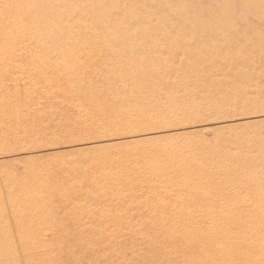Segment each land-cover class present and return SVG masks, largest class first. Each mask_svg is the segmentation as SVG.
Segmentation results:
<instances>
[{
  "label": "rangeland",
  "instance_id": "1",
  "mask_svg": "<svg viewBox=\"0 0 264 264\" xmlns=\"http://www.w3.org/2000/svg\"><path fill=\"white\" fill-rule=\"evenodd\" d=\"M148 1L149 0H133L132 3L140 7V5L149 4L150 2L148 3ZM163 1L166 3V0ZM163 1L156 0L154 4H149L150 6L147 10L148 12H152L151 15L154 19H157L162 15V11L165 5V3L163 5ZM180 1L185 2L189 6V12L190 14L192 13V17H194V15L197 16L196 14H198L199 17L211 23V19L208 18V16L210 14L213 15L214 20H212V23L214 24V22L217 21L215 25H218L220 29L218 32L215 30L217 27H215V29L213 28L214 33L211 31L212 34H209V32H207L204 35H192V41H195V46L198 45L199 47L193 46L191 48L193 50L200 48L201 54L204 56L200 55V57L198 55L199 57H194L193 54L191 55L189 52V54L186 53L188 51L186 50L187 48H184L185 50L174 49L176 51L171 49L173 52H175V56L178 55L180 57V59H178L179 57L177 58V60H179V65H182L185 61H187L188 64L194 68L199 77L201 76L200 80L202 86H204V90H202L201 93L199 92V90H195L192 92V95L191 93H188L190 94V96H187V99L183 98L184 95H177L178 97L176 96V100L174 101L175 104L171 106L169 105L168 107L169 114L171 116H169L167 108L165 111H163L166 115L161 111V122L155 124L157 128L155 127V125H152L153 127H146V130H143V128H138L134 132L110 131L101 134L100 132H97L95 130V127L90 122L88 116L84 114L85 112L83 113V111H86L87 108L83 109L82 107L78 106V104L87 106L89 93L87 91L88 84L86 79L95 78V73H91L89 71V57H91L92 54L88 49L84 50V53L82 52V56H80L81 51H79L75 47L72 48L74 52H72V59H74L75 61L73 64L74 73L71 72L69 75V73L65 72L63 66L58 69L59 71H48V75H52L50 76L51 81L57 80L58 82H60V84L65 86V89L63 91L59 86H52L50 90L46 91L45 96L37 95V92H31L30 98L32 101V110L30 107L26 108L29 109V111L19 110L18 112L16 111L17 109L16 107H14V104H17L18 102H20L18 103L19 105L21 104V100H19L20 94L18 95V93H22L21 90L23 88L21 89V87L28 84V88H31L33 85L37 87L41 82V80L39 79L40 75L35 74V77L33 78L34 80H31V78L29 77L30 75L27 72L30 69H26L25 66L28 67V65H24L26 63L21 62L20 65L17 66V68L15 67L16 70L12 72L11 68L14 65L8 63L7 57L0 59V264H244L245 262L247 264H249V262L250 264H264V210L262 211L261 209V207L264 206V158H262L264 157V49L263 51L261 49V46L262 48H264V41H262L264 40V8L262 7L263 9L261 10L258 9L259 12L263 11V15L258 14L256 16V11L253 12V10H256V7L258 5L253 4L254 0L246 1H249L250 4L252 3L251 6L249 4L250 10L248 11L244 9V7H249L248 3L244 2L245 0H242L243 2L238 0H169V2L171 3ZM195 1L198 2V4ZM212 1H215V4H218L219 7L214 3L212 4ZM200 5L202 8L200 7ZM230 5L232 6V8ZM252 5H255L256 7L254 6L253 9ZM198 7H200L203 11L200 10L201 12L199 13ZM222 7H227L228 9H222ZM238 7L243 8L239 9ZM236 8H238L240 12L243 11V14L240 15L241 13H239ZM206 9H208V12L206 11ZM224 10L226 14H224ZM219 11L222 12V15L218 13ZM244 11H247L249 13L247 14ZM250 13H252V15ZM237 14L238 16L236 18V16L234 15ZM221 16L222 18H220ZM238 17L244 18H242L243 20L240 18V21L242 20L241 24L236 22L237 20H239ZM146 18H148L146 17V15H141V20ZM221 19H224V23L226 20H228L227 24H224L222 22L224 25H221ZM169 20L175 22L180 30L183 31V33L190 32V28L188 27L189 25L186 26L187 22L183 23L185 21L181 18L169 16ZM218 20L221 21L219 22ZM231 20H233L234 22H231ZM228 23L230 24V26ZM227 25L230 28L226 27ZM236 26L237 29L235 30ZM223 29H225L226 33L225 31L221 32V30ZM99 34L101 33L99 32ZM168 34L170 36L173 35V33L171 32H168ZM219 34L222 35V38ZM83 35L89 37L90 33L85 32L83 33ZM236 35L239 38L236 37ZM223 36L225 37L223 38ZM225 38L228 39V41H226ZM257 38L260 39V42H258ZM157 40L158 39L155 38L154 41L150 43L151 46L143 47V52L140 50V48L136 49V52L143 55H149L151 52L148 48L150 47H152V52L160 51L161 45L163 46L164 44H160L161 42ZM225 42L227 43L225 44ZM221 43L223 44L222 46ZM246 43L252 47L248 46ZM260 43L262 44L261 46ZM212 47L215 48L214 53L216 54V56L215 54L213 56L212 52L214 50ZM146 49L149 50V53ZM172 51H170L169 48V52ZM120 52L122 55H125L127 53V51L125 52V50L123 49L120 50ZM185 55L188 56V58H186ZM54 57L56 58V56ZM190 57H192V60L190 59ZM198 58L200 59L198 60ZM213 58L214 60H216L215 62ZM50 59H54L53 56H50ZM225 65L227 66L226 68L228 70H226V68L224 69ZM36 66L39 67V64L37 62L33 67ZM22 68L24 69L21 70ZM80 70L86 71L85 75H83V79L81 80L77 79V77H79L77 76V73ZM63 72L66 75H63ZM11 73H13L14 75H12ZM72 73L73 75H75L74 77L76 78V80L79 81L78 85L81 84L80 87H77L78 81L76 82L75 80L73 82L72 78H75L72 77ZM91 75L94 76L91 77ZM219 76L222 77L219 78ZM206 77H208L209 79ZM72 83H74L76 87L73 86ZM186 85L187 84H184L183 87L189 89V86ZM208 85H210V87ZM213 86L220 88V91L216 93L211 91L213 89L210 90V88ZM222 86L224 89L222 88ZM15 92H17L18 97L16 96ZM12 93L16 96V98L14 95L12 96ZM194 93L196 95L199 94L202 96H198V98H196L194 97ZM260 98H262L261 101ZM13 99L15 100V102ZM235 101L237 102V104L235 103ZM248 101L251 106L248 105ZM189 102H191V104L187 105ZM159 107L160 105L158 106V109ZM193 107L195 110L192 109ZM183 109H185L184 111L186 112V114L185 112L184 114L182 113ZM187 111L188 113L190 111V113L188 114ZM194 111H196V115H199H197L198 117L196 115L194 116ZM18 114H21V116H19ZM181 114L182 116H180ZM15 116L19 117L16 119ZM164 116L166 117L164 118ZM167 116H169L170 118ZM186 116L190 117V119L188 118V120ZM178 117L180 119L181 117H183L184 120L186 119L187 121H182L183 118L179 120ZM166 118L169 122L166 120ZM172 118L173 121L171 122ZM15 119L17 120V122H14L16 121ZM81 120L84 122H82ZM159 123L161 125L160 128ZM163 128L166 130H164ZM142 138L146 139V141L142 140ZM155 138L156 140H154ZM149 139L151 141H148ZM150 150L151 152H149ZM171 151L174 152L175 157L172 155ZM160 153L162 155H160ZM177 153L182 156L177 155ZM157 154L159 155V157L157 156ZM250 157L251 159H253H249ZM227 158L229 159L228 163L227 161H224L227 160ZM246 159L250 160V164L248 162L249 160L246 161ZM111 160L114 161L111 162ZM160 161L161 163L159 164ZM242 162L244 163V166H241L243 165ZM209 163L210 165H208ZM155 165L158 166L154 167ZM229 165L231 167H229ZM41 166L48 169L45 171L44 175L39 176L33 171V169ZM147 166H149V168ZM251 166L253 169L251 168ZM145 167H147L148 169ZM143 168H145V170H143ZM150 168L152 170H150ZM208 168L211 169L209 170ZM232 168H234L235 170ZM102 169L104 171H102ZM118 169H121L122 171H118ZM153 169H155L156 173L160 172V175H155L153 173ZM236 169L238 170V172ZM248 169H250V171H248ZM202 170L204 171V173ZM215 170L216 172L218 170L219 173H216ZM137 171L139 175L138 173H136ZM145 171H149L148 174L151 171V174L148 175ZM222 171L226 173H223ZM212 172L214 174H212ZM190 173L193 174L190 175ZM230 173H235L236 177L234 176V174L232 175ZM248 173H252V175H249ZM180 174H182V176ZM186 174L188 175L186 176ZM221 174L224 175V178H226L228 175L230 176V178L228 176L226 179H224L223 175ZM170 175H172L174 179ZM200 175L203 176L204 179ZM114 176L118 178H115ZM160 176H163V178ZM142 177H145V179H143ZM152 177H155L156 180ZM169 177L172 178H170L171 182L168 181ZM175 177L177 180L175 179ZM211 178L213 179V181L210 180ZM243 178L245 180H243ZM247 178H249V180ZM166 179L171 184L167 183ZM138 180L140 181V184L138 183ZM151 180H153V182ZM119 181H123L124 183H120ZM144 181L146 184L149 183L148 186L144 185ZM207 181L209 184L206 183ZM116 182H118L117 185ZM155 182L156 184H158V186H156ZM223 182L225 183V185L222 184ZM125 183L128 184L129 188L131 189H128V186ZM198 183L200 184L198 185ZM202 183H204V185L207 187L206 189ZM138 184L142 186H139ZM150 184L152 186H150ZM168 184L169 186L174 184L173 186H171L174 188H172L171 190V188L168 187ZM184 184L186 185L184 186ZM224 186H228V188H225ZM142 187L145 189V191ZM149 187H154L153 189L155 194L152 192L153 189L150 190ZM163 187H166V190ZM238 187H240L239 190ZM245 187L249 189H246ZM250 188H252L253 190ZM182 189L184 191H187L183 194ZM198 189H200L199 191L204 189L206 191L204 190L199 192ZM226 189H228L229 191L227 192ZM157 190H159V192ZM169 190L172 192H170ZM251 190L255 191L252 192ZM122 191L124 194L122 193ZM165 191H168L170 193L168 194ZM191 191L193 192L191 193L192 195L190 194ZM207 191L208 193H210H206ZM216 191L221 193L222 196L221 194L219 195ZM178 192L179 194H181L180 196L179 194H177ZM215 192L218 196H215V194L214 196H212V193ZM199 193H201L199 196L201 198L197 197ZM202 193H204L205 196H203L204 194ZM151 194L154 196H152ZM167 194L169 195V198L174 200L166 198V196L168 197ZM254 194L255 196L253 197ZM232 195H234V197ZM159 196L161 198H159ZM163 196V199H165L166 202L162 199ZM215 197L218 198L216 199ZM220 197H222V200H225L222 201ZM158 198L161 200H159ZM232 198H234L235 200H232ZM199 199H201L202 201ZM208 199L210 202L208 201ZM211 199L214 200L212 201ZM191 200L192 202H189ZM196 200L198 201L197 203ZM225 201L226 203H223ZM168 202L170 204H168ZM178 202L179 204H181V206H183H180L179 208ZM158 203H160L162 206H164L165 203L166 208L169 206L170 208L165 209L164 206L163 208L165 210L163 211V208ZM166 203L168 204V206ZM205 203L207 205H205ZM211 203L213 205H211ZM156 204L158 206H156ZM214 204L216 209H214ZM224 204L228 205L225 206ZM40 206H43L45 214L43 217L39 218V227H37L38 225H36V222L31 221L30 210L32 208L37 209ZM188 206L190 207V210ZM155 207H158L159 209ZM148 208L151 214L154 216H151ZM240 208L245 212L243 213ZM246 208H248L249 210ZM154 209H157V211H155ZM170 209H173L174 212H172V210ZM178 209L180 210L179 212ZM191 209L193 210L191 211ZM198 209H201L200 211L202 212V214L199 216L197 215L200 212L198 211ZM251 209L254 210L255 213L254 211L252 212ZM167 210L168 212H166ZM204 212L205 214H203ZM168 213L170 215L172 214V216L167 217L169 215ZM209 213H211V215ZM250 214L252 215V217ZM183 215H188V217L185 219ZM158 217H160V219ZM224 217H226L227 220ZM194 218H196V221ZM238 218H240V221H238ZM206 219L208 220V223L206 222ZM184 220H187L186 222L190 220V223L187 224ZM203 221H205V224H203ZM209 221H213L214 223L209 224ZM164 223H168V225H165ZM242 223H245V225H243ZM251 223L254 224L251 225ZM194 224H199L200 226H195ZM163 225L165 226L163 227ZM33 226H35V228L37 229L34 233H32L31 230ZM166 226L168 227V229L165 228ZM154 227L156 229H154ZM176 227L180 228L181 231ZM193 227H195L196 229ZM202 227L206 230H204ZM222 227H224L225 229ZM189 228L190 230L192 228V230L189 231ZM197 228L199 231L197 230ZM149 229L151 230L147 231ZM163 229L165 230L163 231ZM183 229L188 232H183ZM239 229L241 230V233L239 232ZM166 230L170 231V233L168 231L164 233ZM176 231L178 232L176 233ZM204 231H207V233H204ZM215 231H217L218 233H216ZM247 231L251 236L248 235L249 233ZM151 232H153L154 236H152L153 234ZM198 232L199 234H196ZM236 232L237 234H235ZM251 232L253 234H251ZM156 233H158L160 237ZM208 233L210 236H208ZM178 234L182 235L178 236ZM190 234L192 235L193 239ZM162 236H164L167 240ZM194 236L198 237V239ZM247 236L248 238H246ZM233 237H235V239ZM242 237L245 240H242ZM180 238L181 240H177ZM253 238L255 239L252 240ZM201 239L203 241L207 240V242L205 243ZM161 240H163L164 242H162ZM186 240L189 243H187ZM246 240L247 243H244L246 242ZM214 241H218L219 243H216ZM237 243H239L240 245ZM209 244H211L212 246ZM232 244H234V246H231ZM216 245L217 248H214L216 247ZM238 245L240 247L245 246L244 248H246L247 251L243 248L241 249ZM210 246L213 248H211ZM238 248L240 250H238ZM187 250H189V252H187ZM211 253H213L212 256L215 254V257H211ZM222 253H225V257H223ZM234 253L236 255H234ZM246 253H248L249 256L252 255V253L254 254L252 255L253 257L250 256V258ZM259 254L261 257L259 256ZM216 255L218 257L220 256L222 259L220 257H216ZM238 255L240 257H238ZM233 256L236 258H233ZM208 257L210 260L208 259ZM187 258L189 259L187 260ZM192 258H194V260H192ZM215 258H217L218 261ZM247 258H249V260H247ZM181 259L182 261H180ZM183 259H185V261H183ZM226 259L228 260L226 261ZM203 260H206V262ZM240 260L242 263L238 262Z\"/></svg>",
  "mask_w": 264,
  "mask_h": 264
},
{
  "label": "bare ground",
  "instance_id": "2",
  "mask_svg": "<svg viewBox=\"0 0 264 264\" xmlns=\"http://www.w3.org/2000/svg\"><path fill=\"white\" fill-rule=\"evenodd\" d=\"M30 1V2H28ZM133 0H0V59L1 58H5L7 57V61L9 64L11 65H14L11 69H12V72L16 70L17 66L20 65L21 62H24L26 64L24 65H28L25 66L26 69H30L28 70L27 72L29 73V77L31 78V80H34L33 78L35 77V74H39V79L41 80V82L39 83V85L36 87V86H32L31 88H28V85L21 87V92L22 93H18V95L20 94L19 96V100H21V106L18 104L20 102H18L17 104L13 103L14 104V107H16V111L19 112V110H27L29 111V109H26L28 107H32L31 106V98H30V94L31 92H37V95H40V96H45L46 95V91L50 90L52 86H59L63 91L65 89V86L60 84V82H58L57 80H53L51 81V77L52 75H48V71L50 70H54L55 72L56 71H59L58 69H60L62 66L63 68L65 69V72L70 73L73 72V67H74V59H72V52H73V49L72 48H76L78 49L79 51H81V55L82 56V52L84 53V50L88 49L89 52H91L92 56L89 57V63H90V69L89 71L91 73H95V78L93 79H86L87 81V91L89 93V98H88V104L87 106H84L83 104H78L79 107H82L83 109L84 108H87V110L83 111V113L85 115L88 116L90 122L93 124V126L95 127V130L97 132H100L101 133H107V132H110V131H127V132H134L136 129L138 128H143V130L147 127H150L152 125H155L157 124L158 122H161L160 120V116H161V111H165L166 108L168 110V107L169 105H174L175 104V97L178 95V96H182L184 95L183 98H186L187 96H190V94L188 93H191L192 95V92L193 91H198L201 93L202 90H204V86H202V83H201V80H200V77L199 75L195 72L194 68L188 64L187 61H185L182 65H179V60H177V58L179 57L178 55L175 56V52H173L171 49H177V50H180V49H184V48H187L186 50H188L186 53H190L191 55L193 54V56H200L202 55L201 54V51H200V48H197L196 50H193L191 47L195 46L194 42L192 41V38L194 34H199V35H204L206 34L207 32H209V34L212 32L214 33V29L215 27H217L215 30L219 32V26L215 25L216 22H214V24L212 23V20H214V16L213 15H209L208 18L211 19V23L202 19L201 17L198 16V14H196L197 16L194 15V17L191 16L190 12H189V6L183 2V1H180V2H175V3H171L169 2V0L167 1L166 0V3L163 1V5H164V9L162 11V15L161 17L157 18V19H154L153 16L151 15L152 12H148V7L150 6L149 4H154V2L156 0H149L147 5H140V7L134 3H132ZM161 1V0H160ZM172 1V0H171ZM190 1V0H189ZM238 1H241L243 2L242 0H238ZM247 0H245L244 2H246ZM250 1V0H249ZM246 2L248 3V6L250 4V2ZM252 1V0H251ZM145 2V1H144ZM196 2V1H195ZM233 2V1H232ZM161 3V4H162ZM198 4V2H196ZM215 4V1L213 2L212 1V4ZM217 3V1H216ZM240 3V2H239ZM260 3V4H259ZM145 4V3H144ZM206 4V3H205ZM220 4V3H219ZM231 4V2H230ZM241 4H244V3H241ZM252 4V3H251ZM250 4V6H251ZM253 4H257L258 6L256 7L255 5H252V8L254 9V6L256 7V10H253V12L256 13V16L258 14H262V12H259V10L263 9L264 8V0H254ZM202 5V4H201ZM200 5V7H201ZM209 5V4H207ZM216 5V4H215ZM223 5V4H222ZM154 6V5H153ZM218 6V4L216 5ZM215 6V7H216ZM228 6V5H227ZM231 6V5H230ZM243 6V5H241ZM245 6V5H244ZM249 7H244L245 10H250ZM155 7V6H154ZM198 7L199 9V13L203 10H201V8ZM219 7V6H218ZM263 7V8H262ZM232 8V6H231ZM235 8V7H234ZM239 8V7H238ZM238 8H236L238 10ZM241 8V7H240ZM239 8V9H240ZM243 8V7H242ZM241 8V9H242ZM213 9V8H212ZM222 9H228L227 7H222ZM201 10V11H200ZM208 9H206L207 11ZM236 10V11H237ZM212 11V10H211ZM222 11V10H221ZM239 13H241L240 15L243 14V11L240 12V10H238ZM237 11V12H238ZM247 11H244L246 12L247 14L249 12ZM259 13H258V12ZM208 12V11H207ZM206 12V13H207ZM225 12V10H224ZM210 13V12H209ZM222 15V12H218ZM245 13V14H246ZM146 15V19H142L141 20V15ZM219 14V16H220ZM226 14V12L224 13ZM236 14V13H235ZM244 14V15H245ZM252 15V13H250ZM208 15V14H207ZM239 15V16H240ZM263 15V14H262ZM169 16H173V17H177V18H181L182 20H184L185 22L183 23H186V26L189 25L188 27L190 28V32H187V33H183L182 30H180V28L176 25L175 22H172L169 20ZM201 16V15H200ZM206 16V15H205ZM226 16V15H225ZM224 16V17H225ZM228 16V15H227ZM230 16V15H229ZM232 16V14H231ZM238 16L237 15H234ZM264 16V15H263ZM143 17V16H142ZM247 17V15H246ZM145 18V16H144ZM222 18V16L220 17ZM226 18V17H225ZM229 18V17H227ZM235 18V19H236ZM240 18L241 17H238L239 20H237L236 22L241 24V21H240ZM209 20V19H208ZM222 20V19H221ZM220 20V21H221ZM226 20V19H225ZM178 21V20H177ZM210 21V20H209ZM219 21V20H218ZM219 21V22H220ZM224 23V19L221 21V23ZM228 20L225 21V23L227 24ZM231 22H234L233 20H231ZM244 22V21H243ZM245 22H246V19H245ZM221 24V25H224V24ZM230 23V22H229ZM228 23V24H229ZM231 24V23H230ZM229 24V26H230ZM185 26V25H184ZM228 25L226 27H229ZM223 27V26H222ZM214 28V29H213ZM230 28V27H229ZM234 28V27H232ZM231 28V29H232ZM185 29V28H184ZM218 29V30H217ZM226 29V28H225ZM225 29L221 30V32H224ZM237 29V26L235 28V30ZM228 30V28H227ZM212 31V32H211ZM85 32H88L90 33L89 37H86L83 35V33ZM99 32L101 34H99ZM168 32H171L173 33V35H169ZM217 32V34H218ZM226 33V31H225ZM224 33V34H225ZM222 38V35L219 34ZM219 36V37H220ZM228 36V35H227ZM245 36V35H244ZM158 37V38H157ZM225 36H223L224 38ZM236 37H238L236 35ZM158 39L157 41H160L161 43L160 44H164L163 46L161 45V49L160 51H154L152 52L151 48H148L150 50V54L149 55H143L141 53H137L136 52V49L140 48V50L143 52V47H146V46H151L150 43H152L154 41V39ZM160 38V39H159ZM234 38V37H233ZM239 38V37H238ZM261 38V37H260ZM226 39V38H225ZM235 39V38H234ZM249 39V38H248ZM248 39H247V42H248ZM258 42H260L259 38H257ZM201 41V40H200ZM223 41V40H221ZM226 41H228V39H226ZM250 41V40H249ZM264 41V40H262ZM252 42V41H251ZM159 43V42H158ZM223 43V42H222ZM221 43V46L224 44ZM227 42H225L226 44ZM253 43V42H252ZM212 44V43H211ZM217 44V43H216ZM247 44V43H246ZM248 46H250L249 44H247ZM252 45V44H251ZM262 44L260 43V46ZM220 46V48H221ZM254 46V45H253ZM163 47V48H162ZM195 47H199L198 45H196ZM202 47V46H200ZM252 47V46H250ZM169 48H170V51L172 52H169ZM213 48V47H212ZM125 50V52L127 51V53L125 55H122L120 50ZM237 49V48H236ZM254 49V48H253ZM261 49L263 51L264 48H262L261 46ZM147 50V49H146ZM149 50L148 53H149ZM154 50V49H153ZM185 50V49H184ZM208 50V49H207ZM212 50V49H211ZM213 56H214V52H215V48H213ZM176 51V50H174ZM182 51V50H181ZM223 51V50H222ZM235 51V50H234ZM204 52V51H203ZM202 52V53H203ZM252 52V50H251ZM74 53V52H73ZM188 53V54H189ZM178 54V53H176ZM182 54V53H181ZM180 55V54H179ZM233 55V54H232ZM50 56L54 59H50ZM56 56V58L54 57ZM198 56V57H199ZM204 56V55H202ZM207 56V55H206ZM216 56V54H215ZM186 58H188V56L185 55ZM201 57V56H200ZM215 58V57H214ZM213 58V60H214ZM50 59V60H49ZM180 59V57L178 58ZM190 59L192 60V57H190ZM200 58H198L199 60ZM216 59V58H215ZM244 59V58H242ZM212 60V59H211ZM210 60V61H211ZM223 60V59H222ZM227 60V59H226ZM237 60V59H236ZM246 60V59H245ZM244 60V61H245ZM1 61V60H0ZM54 61V62H53ZM197 61V60H196ZM216 60H214L215 62ZM224 61V60H223ZM229 61V60H228ZM243 61V60H242ZM36 62L39 64V67H33L35 66ZM193 62V61H192ZM198 62V61H197ZM202 62V61H201ZM222 62V61H221ZM238 62V61H237ZM206 63V62H205ZM198 64V63H196ZM229 64V63H228ZM246 64V63H245ZM255 65V64H254ZM199 66V65H198ZM208 66V65H207ZM240 66V65H239ZM16 67V68H15ZM21 67V66H20ZM24 67V68H25ZM209 67V66H208ZM227 66L225 65L224 69L226 68ZM253 67V66H252ZM19 68V67H18ZM24 68H22L21 70H23ZM211 68V67H210ZM20 69V68H19ZM25 69V70H26ZM223 69V68H222ZM257 69V68H256ZM226 70H228L226 68ZM214 71V70H213ZM234 71V69H233ZM17 72V71H16ZM53 72V71H51ZM85 72L84 70H80L78 73H77V79H83V75H85ZM241 72V71H240ZM24 73V71H23ZM27 73V74H28ZM74 73V72H73ZM72 73V75H73ZM12 75H14L13 73H11ZM17 74V73H16ZM53 74V73H52ZM57 74V73H55ZM10 75V74H9ZM20 75V74H19ZM63 75H66L64 72H63ZM71 75V76H72ZM28 76V75H27ZM59 76V75H58ZM75 75H73L72 77H74ZM91 75V77H93ZM14 77V76H13ZM87 77V76H86ZM222 76H219V78H221ZM22 78V77H21ZM21 78H18V79H21ZM75 78V77H74ZM208 78V77H206ZM218 78V76H217ZM70 79V77H69ZM209 79V78H208ZM207 79V80H208ZM14 80V79H13ZM25 80V79H24ZM39 80V81H40ZM73 82L76 80L73 79ZM71 80V82H72ZM16 81V80H15ZM23 81V80H22ZM78 80H76L77 82ZM75 82V83H76ZM27 83V82H26ZM207 83V82H206ZM234 83V82H233ZM244 83V82H243ZM79 84V81L77 82V85ZM184 84H187L189 86V89H186L183 87ZM209 84V83H208ZM73 86H75L74 83H72ZM70 85V86H72ZM81 85V84H80ZM80 85H78L77 87H80ZM186 85V86H187ZM224 85H227V84H224ZM230 85V84H229ZM234 85V84H233ZM236 85V84H235ZM206 86V85H205ZM210 87V85H208ZM250 86V85H249ZM252 86V85H251ZM76 87V86H75ZM74 87V88H75ZM231 87V86H229ZM14 88V87H13ZM223 88V86H222ZM25 89V90H24ZM78 89V88H77ZM76 89V90H77ZM213 89V90H211ZM224 89V88H223ZM16 90V89H15ZM18 90V89H17ZM24 90V91H23ZM74 90V89H73ZM209 90V88H208ZM211 91L213 92H218L220 91V88H217L215 86L211 87L210 88ZM216 90V91H215ZM14 91V90H13ZM238 91V90H237ZM75 92V91H74ZM78 92V91H77ZM76 92V93H77ZM206 92V91H205ZM16 93V96H17V92ZM48 93V92H47ZM57 93V92H56ZM75 93V94H76ZM196 93V92H195ZM194 93V97L198 98V96H202V95H199V94H195ZM204 93V92H203ZM209 94V92H208ZM219 94V93H218ZM217 94V96H218ZM230 94V93H229ZM14 94L12 93V96ZM52 95V94H51ZM80 95V94H79ZM196 95V96H195ZM11 96V95H10ZM11 96V97H12ZM15 96V95H14ZM15 96V98H16ZM177 96V97H178ZM207 96V95H206ZM213 96V94H212ZM260 96V95H259ZM18 97V96H17ZM14 98V99H15ZM21 98V99H20ZM180 98V97H179ZM13 99V100H14ZM63 99V98H62ZM182 99V97H181ZM187 99V98H186ZM207 99V98H206ZM18 100V101H19ZM60 100V99H59ZM195 100V99H194ZM198 100V99H197ZM248 100V99H247ZM262 100V98H260V101ZM179 101V99H178ZM202 101V100H201ZM244 101V100H243ZM242 101V102H243ZM251 101V100H250ZM15 102V100H14ZM232 102V100H231ZM230 102V103H231ZM241 102V100H240ZM35 103V102H34ZM182 103H183V100H182ZM235 103L237 104V102L235 101ZM254 103V102H253ZM262 103V102H260ZM259 103V104H260ZM264 103V102H263ZM191 104V102H189L187 105ZM196 104V103H195ZM243 104V103H242ZM247 104V103H246ZM30 105V106H29ZM160 105L159 109H158V106ZM248 105H250L249 101H248ZM247 105V106H248ZM181 106V105H180ZM179 106V107H180ZM185 106V105H184ZM192 106V105H191ZM196 106V105H195ZM245 106V105H244ZM253 106V105H252ZM182 107V106H181ZM173 108V107H172ZM175 108V107H174ZM183 108V107H182ZM185 108V107H184ZM187 108V106H186ZM198 108V107H197ZM14 109V108H13ZM75 109V108H74ZM179 109V108H178ZM194 109V107L192 108ZM12 110V109H11ZM32 110V108H31ZM78 110V109H77ZM185 109H183V114H184V111ZM195 110V109H194ZM180 111V110H179ZM179 111H176V112H179ZM191 111V109H190ZM189 111V113H190ZM200 111V110H198ZM75 112V111H74ZM82 112V111H81ZM173 112V110H172ZM195 114L194 116L196 115V111H194ZM164 113V112H163ZM188 113V111H187ZM188 113V114H189ZM198 113V112H197ZM12 114V113H11ZM165 114V113H164ZM168 114H169V110H168ZM186 114V112H185ZM19 115V114H18ZM83 115V114H82ZM166 115V114H165ZM177 115V113H176ZM198 115V114H197ZM196 115V116H197ZM17 116V115H16ZM15 116V117H16ZM21 116V114L19 115ZM18 116V117H19ZM169 116H171L169 114ZM167 116V117H169ZM182 116V114L180 115ZM179 116V117H180ZM199 116V115H198ZM197 116V117H198ZM236 116V115H235ZM16 117V119L18 118ZM71 117V116H70ZM74 117V116H73ZM86 117V116H85ZM166 116H164L165 118ZM178 117V118H179ZM22 118V117H20ZM69 118V117H68ZM80 118V117H79ZM82 118V117H81ZM170 118V117H169ZM183 117H181L182 119ZM186 118L190 119V117L186 116ZM195 118V117H194ZM15 119V120H16ZM177 119V118H176ZM179 118V120H181ZM188 119V120H189ZM192 119V118H191ZM14 120V119H13ZM85 120V119H84ZM88 120V121H89ZM167 120V118H166ZM184 120V118L182 119V121ZM186 120V119H185ZM184 120V121H185ZM82 121V120H81ZM168 121V120H167ZM173 121V118L171 119V122ZM187 121V120H186ZM14 122H17L14 121ZM68 122V121H67ZM84 122V121H82ZM166 122V121H165ZM169 122V121H168ZM176 122V121H175ZM89 123V122H87ZM164 124V123H163ZM179 124V123H178ZM86 126V125H85ZM84 126V127H85ZM92 126V127H93ZM88 127V125H87ZM153 127V126H152ZM155 127L157 128V126L155 125ZM161 127L160 123H159V128ZM164 127V126H163ZM155 129V128H154ZM164 129V128H163ZM87 130V129H86ZM141 130V129H140ZM146 130V129H145ZM166 130V129H164ZM173 131V130H172ZM89 132V131H88ZM160 133V132H159ZM151 134V133H150ZM98 135V134H97ZM140 135V134H139ZM147 135V134H146ZM27 136V135H26ZM104 137V136H103ZM138 139V138H137ZM142 140L146 141V139H143ZM156 140V138L154 139ZM138 141V140H137ZM140 141V140H139ZM148 141H151L150 139ZM159 141V140H158ZM19 142V141H18ZM130 142V141H129ZM133 143V142H132ZM131 143V144H132ZM169 147V146H168ZM165 148V147H164ZM137 149V148H136ZM140 150V149H139ZM161 150V149H160ZM136 151V150H135ZM134 151V152H135ZM156 151V150H155ZM167 151V149H166ZM143 152V151H142ZM151 152V150L149 151ZM157 152V151H156ZM172 152V151H171ZM264 152V151H263ZM120 153V152H119ZM131 153V152H130ZM133 153V151H132ZM144 153V152H143ZM155 153V152H153ZM162 153V152H161ZM160 153V155H162ZM170 153V152H168ZM167 153V155H168ZM141 154V153H139ZM159 154V152H158ZM157 154V156L159 157V155ZM183 154V153H182ZM195 154V153H194ZM202 154V153H201ZM133 155H138V154H133ZM144 155V154H143ZM152 155V153H151ZM166 155V156H167ZM172 155L174 156V152H172ZM177 155H180L179 153H177ZM176 155V156H177ZM108 156V154H107ZM155 156V155H154ZM153 156V157H154ZM182 156V155H180ZM179 156V157H180ZM264 156V155H263ZM111 157V156H110ZM113 157V156H112ZM157 157V158H158ZM175 157V156H174ZM231 157V156H230ZM115 158V157H113ZM148 158V157H147ZM170 158V157H169ZM264 158V157H262ZM116 159V158H115ZM150 159V158H149ZM159 159V158H158ZM166 159V158H165ZM164 159V160H165ZM176 159V158H175ZM214 159V158H213ZM217 159V158H216ZM232 159V158H231ZM234 159V158H233ZM251 159V157L249 158ZM249 159H246L249 160ZM253 159V158H252ZM251 159V160H252ZM119 160V159H118ZM148 160V159H147ZM156 160V158H155ZM224 160V159H223ZM239 160V159H238ZM114 161V160H113ZM111 160V162H113ZM116 161V160H115ZM159 161V160H157ZM163 161V160H162ZM186 161V160H185ZM221 161V160H220ZM224 161H229V159L227 158V160H224ZM235 161V160H234ZM168 162H169V159H168ZM197 162V161H196ZM205 162V161H204ZM249 164H250V160L248 161ZM130 163V162H129ZM128 163V164H129ZM148 163V162H147ZM157 163V162H156ZM161 163V161L159 162V164ZM186 163V162H185ZM216 163V162H215ZM231 163V162H230ZM243 163V162H242ZM150 164V163H149ZM248 164V165H249ZM259 164V163H258ZM102 165V164H101ZM117 165V164H116ZM165 165V164H164ZM167 165V163H166ZM198 165V164H197ZM210 165V163L208 164ZM212 165V164H211ZM233 165V164H232ZM254 165H257V164H254ZM254 165H253V168H254ZM151 166V165H150ZM158 165H155L154 167H156ZM195 166V164H194ZM222 166V164H221ZM234 166V165H233ZM232 166V167H233ZM240 166V165H239ZM241 166H244V163L243 165ZM247 166V165H246ZM250 166V165H249ZM141 167V166H139ZM149 168V166H147ZM145 167V168H147ZM153 167V166H152ZM153 167V168H154ZM160 167V166H159ZM182 167V166H181ZM180 167V168H181ZM209 167V166H208ZM229 167H231L229 165ZM261 167V166H260ZM115 168V167H114ZM121 168V166H120ZM132 168V167H131ZM135 168H136V165H135ZM145 168H143V170H145ZM147 168V169H148ZM176 168V167H175ZM199 168V167H198ZM207 168V167H205ZM204 168V169H205ZM220 168V167H219ZM239 168V167H238ZM237 168V169H238ZM245 168V167H243ZM252 168V166H251ZM252 168V169H253ZM48 169V168H47ZM46 168H43L42 166L41 167H36L33 169V171L41 176V175H44L45 171L47 170ZM138 169V168H137ZM161 169V168H160ZM166 169V168H165ZM201 169V168H200ZM203 169V168H202ZM209 169V168H208ZM211 169V168H210ZM209 169V170H210ZM223 169V168H222ZM234 169V168H232ZM236 169V170H237ZM251 169V170H252ZM256 169V168H255ZM259 169V168H258ZM257 169V170H258ZM264 169V168H263ZM115 170V169H114ZM121 170V169H118V171ZM150 170H152L150 168ZM159 170V169H158ZM195 170V169H194ZM230 170V169H229ZM235 170V169H234ZM247 170V168H246ZM102 171H104L102 169ZM108 171V170H107ZM105 171V172H107ZM122 171V170H121ZM196 171V170H195ZM203 171V170H202ZM220 171V170H219ZM228 171V170H227ZM248 171H250V169H248ZM247 171V172H248ZM259 171V170H258ZM111 172V171H110ZM133 172V170H132ZM148 172L149 171H145ZM184 172V171H183ZM189 172V171H188ZM192 172V171H191ZM199 172V171H198ZM216 172V170H215ZM218 172V170H217ZM216 172V173H217ZM223 172V171H222ZM231 172V171H230ZM238 172V170H237ZM236 172V173H237ZM126 173V172H125ZM138 173V171L136 172ZM153 173L157 176L160 175V172H155V169H153ZM168 173V172H167ZM187 173V172H186ZM200 173V172H199ZM204 173V171H203ZM206 173V172H205ZM208 173V171H207ZM219 173V172H218ZM223 173H226V172H223ZM257 173V171H256ZM255 173V174H256ZM111 174V173H110ZM130 174V173H129ZM151 174V171L148 175ZM171 174V173H170ZM193 174V173H192ZM190 173V175H192ZM196 174V173H195ZM201 174V173H200ZM212 174H214L212 172ZM211 174V175H212ZM232 174V173H230ZM234 176L236 175L235 173H233ZM232 174V175H233ZM242 174V173H241ZM246 174V172H245ZM249 174V173H248ZM252 175V173H250ZM249 174V175H250ZM115 175V174H114ZM132 175V174H131ZM130 175V176H131ZM139 175V173H138ZM182 176V174H180ZM188 174H186L187 176ZM202 175V174H201ZM200 175V176H201ZM223 175V174H221ZM220 175V176H221ZM226 175V174H225ZM254 175V174H253ZM257 175V174H256ZM146 176V174H145ZM156 176V177H157ZM164 176V175H163ZM163 176H160L163 178ZM172 177V175H170ZM174 176V175H173ZM185 176V177H186ZM194 176V175H193ZM205 176V175H204ZM227 176V175H226ZM225 176V177H226ZM229 176V175H228ZM227 176V177H228ZM241 176V175H240ZM105 177V176H104ZM107 177V176H106ZM115 177V176H114ZM121 177V176H120ZM125 177V176H124ZM123 177V178H124ZM148 177V176H147ZM169 177L168 181H170L172 178ZM178 177V175H177ZM192 177V176H190ZM195 177V176H194ZM203 178V176H201ZM207 177V176H206ZM212 177V176H211ZM226 177V178H227ZM236 177V176H235ZM239 177V176H238ZM237 177V178H238ZM108 178V177H107ZM115 178H118V177H115ZM133 178V177H132ZM143 179H145V177H142ZM155 179V177H152ZM171 178V179H170ZM187 178V177H186ZM219 178V177H218ZM217 178V179H218ZM223 178H224V175H223ZM224 178V179H226ZM230 178V176H229ZM246 178V177H245ZM252 178V177H251ZM110 179V178H109ZM114 179V178H113ZM161 179V178H160ZM165 179V177H164ZM174 179V178H173ZM176 179V177H175ZM189 179V178H188ZM194 179V178H193ZM204 179V178H203ZM222 179V178H221ZM239 179V178H238ZM237 179V180H238ZM249 180V178H247ZM116 180V179H115ZM141 180V179H140ZM156 180V179H155ZM158 180V179H157ZM177 180V179H176ZM195 180V179H194ZM200 180V179H199ZM206 180V179H205ZM210 180L213 181V179L211 178ZM228 180V179H227ZM226 180V181H227ZM243 180H245L243 178ZM247 180V181H248ZM258 180V179H257ZM261 180V179H260ZM41 181V180H40ZM110 181V180H109ZM117 181V180H116ZM127 181V180H126ZM129 181V180H128ZM134 181V180H133ZM147 181V180H146ZM150 181V180H149ZM153 182V180H151ZM161 181V180H160ZM159 181V182H160ZM167 181V179H166ZM167 183H170L168 182ZM232 181V180H231ZM120 182V181H119ZM123 182V181H121ZM120 182V183H121ZM132 182V181H131ZM140 181L138 180V183ZM174 182V181H173ZM177 182V181H175ZM195 182V181H194ZM204 182V181H203ZM225 182V181H224ZM222 183L225 185V183ZM235 182V181H234ZM245 182V181H244ZM113 183V182H112ZM124 183V182H123ZM122 183V184H123ZM207 184L208 181L206 182ZM219 183H220V180H219ZM232 183V182H231ZM246 183V182H245ZM118 184V182H116V185ZM126 184V183H125ZM131 184V183H130ZM140 184V183H139ZM138 184V185H139ZM149 184V183H148ZM148 184L145 183L144 181V185L148 186ZM156 184V182H155ZM154 184V186H155ZM171 184V183H170ZM196 184V183H195ZM200 183H198L199 185ZM204 185V183H202ZM201 184V185H202ZM206 184V185H207ZM229 184V182H228ZM237 184V183H236ZM128 186V184H126ZM132 185V184H131ZM130 185V186H131ZM167 185V184H166ZM174 185V184H173ZM173 185H170L168 184V187L171 188H174V187H171ZM186 184H184L185 186ZM227 185V183H226ZM250 185V184H249ZM254 185V184H253ZM114 186V184H113ZM126 186V187H127ZM139 186H142V185H139ZM150 186H152L150 184ZM156 186H158V184H156ZM195 186V185H194ZM205 186V185H204ZM229 186V185H228ZM225 187V188H228ZM231 186V185H230ZM245 186V185H243ZM124 187V186H123ZM133 187V186H132ZM136 187V186H135ZM145 187V186H143ZM142 187V188H143ZM241 187V186H240ZM238 187V190L239 188ZM150 188V187H149ZM154 188V187H153ZM153 188H150L153 189ZM156 188V187H155ZM164 188V187H163ZM166 188V187H165ZM164 188V189H165ZM169 188V189H170ZM176 188V187H175ZM178 188V187H177ZM182 188V187H181ZM194 188V187H193ZM200 188V187H199ZM207 187L205 186V189ZM233 188V187H231ZM246 188V187H245ZM122 189V188H121ZM128 189H131L129 188L128 186ZM158 189V188H157ZM159 189H162V188H159ZM163 189V190H164ZM192 189V187H191ZM197 189V188H196ZM204 189V190H205ZM213 189V188H212ZM242 189V188H241ZM246 189H249V188H246ZM252 189V188H250ZM255 189V188H254ZM135 190V189H134ZM143 190L145 191V189L143 188ZM166 190V189H165ZM177 190V189H176ZM183 190V189H182ZM200 189H198L199 191ZM204 190H201V191H204ZM208 190V189H207ZM227 192L229 191L228 189H226ZM237 190V191H238ZM253 190V189H252ZM251 190V191H252ZM137 191H138V188H137ZM140 191V190H139ZM156 191V189H155ZM159 192V190H157ZM161 191V190H160ZM170 191V190H169ZM175 191V189H174ZM179 191V190H178ZM187 191V190H186ZM183 190V194L184 192H186ZM199 191V192H201ZM206 191V190H205ZM212 191V190H211ZM246 191V190H245ZM248 191V190H247ZM255 191V190H254ZM252 191V192H254ZM136 192V191H135ZM141 192V191H140ZM139 192V193H140ZM152 192L155 194L154 192V189L152 190ZM166 192V191H165ZM164 192V193H165ZM172 192V191H170ZM170 192H166V193H170ZM217 192V191H216ZM212 193L214 196L217 195V193L220 195L221 193L217 192V193ZM224 192V191H223ZM222 192V193H223ZM123 193V191H122ZM137 193V192H136ZM142 193V192H141ZM145 193V192H144ZM152 193V194H153ZM175 193V192H174ZM173 193V194H174ZM182 193V192H181ZM193 193L192 191L190 192V194ZM198 193V192H196ZM205 193V192H204ZM202 193V194H204ZM208 193V191L206 192ZM210 193V192H209ZM208 193V194H209ZM225 193V192H224ZM241 193V192H240ZM249 193V192H248ZM124 194V193H123ZM128 194V193H127ZM133 194V193H132ZM151 194V195H152ZM167 194V195H168ZM176 194V193H175ZM174 194V195H175ZM179 194V192L177 193ZM201 193H199V195L197 196L198 198H201L199 197ZM227 194V193H226ZM231 194H232V191H231ZM138 195V194H137ZM140 195V194H139ZM158 195V193H157ZM162 195V194H161ZM166 195V194H164ZM172 195V194H171ZM173 195V196H174ZM181 194H179L180 196ZM187 195V194H186ZM192 195V194H191ZM236 195V194H235ZM154 196V195H152ZM178 196V195H177ZM184 196V195H183ZM190 196V195H189ZM205 196V194L203 195ZM218 196V195H217ZM222 196V194H221ZM225 196V195H224ZM234 197V195H232ZM243 196V195H242ZM248 196V195H247ZM246 196V197H247ZM255 196V194L253 195V197ZM135 197V196H133ZM138 197V196H137ZM140 197V196H139ZM151 197V196H150ZM176 197V196H175ZM211 197V196H210ZM209 197V198H210ZM229 197V196H228ZM258 197V196H256ZM123 198V197H122ZM155 198V197H154ZM159 198H161L159 196ZM158 198V199H159ZM164 198V196L162 197V199ZM166 198H169V195L168 197L166 196ZM216 198V197H215ZM218 198V197H217ZM216 198V199H217ZM222 197H220L221 199ZM224 198V197H223ZM170 200H174V199H171L169 198ZM250 199V198H249ZM255 199V198H254ZM260 199V198H259ZM143 200V199H142ZM150 200V199H149ZM153 200V199H152ZM156 200V199H155ZM161 200V199H159ZM165 201V199H163ZM169 200V202H170ZM193 200V198H192ZM189 201V202H192ZM195 200V199H194ZM201 200V199H199ZM212 200V199H211ZM214 200V199H213ZM212 200V201H213ZM222 200V199H221ZM225 200V199H224ZM222 200V201H224ZM232 200H235L234 198H232ZM231 200V201H232ZM238 200V199H237ZM246 200V198H245ZM146 201V200H144ZM148 201V200H147ZM151 201V200H150ZM154 201V200H153ZM176 201V200H175ZM178 201V200H177ZM202 201V200H201ZM205 201V200H204ZM209 201V199H208ZM216 201V200H215ZM161 202V201H160ZM166 202V201H165ZM168 202V204H170ZM198 201L196 200V203ZM210 202V201H209ZM235 202V201H234ZM237 202V201H236ZM136 203V202H135ZM157 203V202H156ZM173 203V202H172ZM182 203V201H181ZM184 203V202H183ZM207 203V202H206ZM205 203V205H207ZM223 203H226L223 202ZM228 203V202H227ZM243 203V202H241ZM240 203V205H241ZM248 203V202H247ZM246 203V204H247ZM250 203V201H249ZM141 204V203H140ZM160 204V203H158ZM167 204V203H166ZM167 204V206H168ZM179 204V202H178ZM185 204V203H184ZM193 204V203H192ZM199 204V203H198ZM202 204V203H201ZM221 204V203H220ZM231 204V203H230ZM236 204V203H235ZM239 204V203H238ZM254 204V203H253ZM106 205V204H105ZM161 205V204H160ZM173 205V204H172ZM175 205V204H174ZM211 205H213L211 203ZM225 205V204H224ZM228 205V204H226ZM225 205V206H226ZM248 205V204H247ZM256 205V204H255ZM120 206V205H119ZM156 206H158L156 204ZM164 206H165V203H164ZM164 206L161 205V207L163 208ZM181 204H179V208H180ZM183 206V205H182ZM181 206V207H182ZM184 206H187V205H184ZM190 206V205H189ZM188 206V207H189ZM197 206V204H196ZM195 206V207H196ZM219 206V205H218ZM222 206V205H220ZM250 206V205H249ZM249 206H246V207H249ZM122 207V206H121ZM160 207V209H161ZM175 207V206H174ZM178 207V206H176ZM187 207V208H188ZM193 207V205H192ZM206 207V206H205ZM224 207V206H223ZM239 207V205H238ZM253 207V205H252ZM256 207V206H255ZM254 207V208H255ZM146 208V207H145ZM157 209H159L158 207H155ZM167 208H170L167 207ZM166 206H165V209H167ZM199 208V207H198ZM202 208V207H201ZM212 208V207H211ZM227 208V207H226ZM251 208V207H250ZM30 209V208H29ZM157 209L155 211H157ZM163 208V211L165 210ZM175 209V208H173ZM173 209H170L172 210V212H174ZM185 209V207H184ZM203 209V208H202ZM205 209V208H204ZM214 209L215 208V204H214ZM243 209V208H242ZM248 209V208H246ZM256 209V208H255ZM262 211L264 210V206L261 207ZM153 210V211H154ZM189 210H190V207H189ZM193 209H191L192 211ZM196 210V209H195ZM201 210V209H200ZM198 209V211H200ZM209 210V209H207ZM227 210V209H225ZM229 210V209H228ZM231 210V209H230ZM238 210V208H237ZM236 210V211H237ZM241 210V208H240ZM249 210V209H248ZM252 210V209H251ZM259 210V209H258ZM257 210V211H258ZM31 221L32 222H36V225H38L37 227H39V218L43 217L44 214H45V210L43 208V206H40L38 207L37 209H31ZM148 211L150 212L149 208H148ZM159 211H162V210H159ZM180 210L178 209V212ZM183 211V210H182ZM186 211V210H185ZM184 211V212H185ZM197 211V210H196ZM214 211H217V210H214ZM220 211V210H219ZM233 211H234V207H233ZM243 211V210H241ZM254 210H252L253 212ZM168 212V210L166 211ZM176 212V211H175ZM201 212V211H200ZM199 214H197L198 216L202 214V212ZM211 212V211H210ZM228 212V211H227ZM245 211H243L244 213ZM248 212V211H247ZM159 213V212H158ZM190 213V212H189ZM188 213V214H189ZM195 213H198V212H195ZM208 213V212H207ZM226 213V212H225ZM235 213V212H234ZM240 213V212H239ZM255 213V211H254ZM142 214V213H141ZM148 214V212H147ZM151 214V212H150ZM149 214V215H150ZM161 214V213H160ZM159 214V215H160ZM169 214V213H168ZM174 214H177V213H174ZM184 214H187V213H184ZM192 214V212H191ZM205 214V212L203 213ZM211 215V213H209ZM219 214V213H218ZM253 214V213H252ZM162 215V214H161ZM164 215V214H163ZM194 215V214H193ZM214 215V214H213ZM217 215V213H216ZM231 215V214H230ZM229 215V216H230ZM245 215V214H244ZM247 215V214H246ZM251 215V214H250ZM262 215V214H261ZM136 216V215H135ZM151 216H154L151 214ZM150 216V217H151ZM169 216H172V214L168 215L167 217ZM184 216V215H183ZM186 216V215H185ZM184 218L186 219L188 217V215ZM190 216V215H189ZM192 216V215H191ZM209 216V215H208ZM220 216V215H219ZM264 216V215H263ZM164 217V216H163ZM166 217V216H165ZM166 217V218H167ZM175 217V216H174ZM179 217V216H178ZM177 217V218H178ZM181 217V216H180ZM201 217V216H200ZM199 217V218H200ZM205 217V216H203ZM202 217V218H203ZM215 217V216H213ZM239 217V216H238ZM242 217V216H241ZM252 217V215H251ZM160 219V217H158ZM192 218V217H191ZM198 218V220H199ZM221 218V217H220ZM226 218V217H224ZM234 218V217H233ZM236 218V217H235ZM257 218V216H256ZM183 219V217H182ZM189 219V218H188ZM193 219V218H192ZM195 221H196V218H194ZM208 219V218H207ZM206 219V222L208 223V220ZM218 219V218H216ZM240 218H238V221ZM262 219V218H261ZM42 220V219H41ZM44 220V219H43ZM154 220V219H153ZM158 220V219H156ZM203 220V219H202ZM222 220V219H221ZM227 220V218H226ZM236 220V219H235ZM242 220V219H241ZM163 221V220H162ZM180 221V220H179ZM183 221V220H182ZM181 221V222H182ZM185 221V220H184ZM187 221V220H186ZM185 221V222H186ZM190 221V220H189ZM186 222L187 224L190 223V222ZM213 221H214V218H213ZM213 221H209V224H213L214 222ZM230 221V220H229ZM246 221V220H245ZM254 221V219H253ZM259 221V220H258ZM169 222V221H168ZM184 222V223H185ZM223 222V221H222ZM233 222V221H232ZM244 222V221H243ZM248 222V221H246ZM153 223V222H152ZM175 223V222H174ZM182 223V224H184ZM194 223V222H193ZM197 223V222H196ZM202 223V222H201ZM226 223V222H225ZM249 223V222H248ZM32 224V223H31ZM44 224V223H43ZM128 224V223H127ZM161 224V223H160ZM163 224V223H162ZM165 225L168 223H164ZM203 224H205V221H203ZM216 224V223H215ZM220 224V223H219ZM233 224V223H231ZM243 224V223H242ZM254 224V223H251V225ZM34 225V224H33ZM153 225V224H152ZM163 225V227L165 226ZM177 225V223H176ZM186 225V224H185ZM195 226L196 225H199V224H194ZM245 225V223L243 224ZM249 225V224H248ZM181 226V225H180ZM190 226V225H189ZM192 226V224H191ZM200 226V225H199ZM203 226V225H201ZM210 226V225H209ZM213 226V225H212ZM242 226V225H241ZM258 226V225H257ZM109 227V226H108ZM156 227V226H155ZM154 227V229H156ZM158 227V226H157ZM175 227V226H174ZM198 227V226H197ZM211 227V226H210ZM221 227V225H220ZM243 227V226H242ZM252 227V226H251ZM263 227H264V222H263ZM165 228L168 229V227L166 226ZM178 228V227H176ZM183 228V227H181ZM188 228V226H187ZM195 228V227H193ZM203 228V227H202ZM217 228V227H216ZM224 228V227H222ZM246 228V227H245ZM118 229V228H117ZM175 229V228H174ZM180 229V228H178ZM196 229V228H195ZM204 229V228H203ZM213 229V228H212ZM225 229V228H224ZM236 229V227H235ZM241 229V228H240ZM239 229V230H240ZM32 233H34L37 229L35 228V226L32 227ZM151 229L147 230V231H150ZM165 229H163L164 231ZM171 230V229H170ZM177 230V229H176ZM184 230V229H183ZM182 230V231H183ZM192 230V228H191ZM190 228H189V231H191ZM194 230V229H193ZM198 230V228H197ZM206 230V229H204ZM219 230V228H218ZM247 230V229H245ZM256 230V229H255ZM259 230V229H258ZM263 230V228H262ZM159 231V230H158ZM168 230H166L164 233H166ZM173 231V230H172ZM181 231V229H180ZM186 230H184L183 232H185ZM199 231V230H198ZM202 231V230H201ZM210 231V229H209ZM208 231V232H209ZM226 231V230H225ZM228 231V229H227ZM236 231V230H235ZM252 231V230H251ZM154 232V231H153ZM153 232H151L153 234ZM157 232V231H155ZM170 233V231H168ZM175 232V231H174ZM173 232V233H174ZM178 231H176L177 233ZM181 232V233H183ZM188 231H186L185 233H187ZM193 232V231H192ZM196 232V231H195ZM207 233V231H204V233ZM216 233H218L217 231H215ZM220 232V231H219ZM241 233V230L239 231ZM248 232V231H247ZM246 232V234H247ZM253 232V231H252ZM251 232V234H253ZM135 233V232H134ZM184 233V234H185ZM203 233V235H204ZM249 233V232H248ZM158 234V233H156ZM189 234V233H188ZM195 234V233H194ZM196 234H199L196 233ZM215 234V233H214ZM237 234V232L235 233ZM159 235V234H158ZM175 235V234H174ZM182 235V234H180ZM178 234V236H180ZM191 235V234H190ZM250 235V233L248 234ZM154 236V234L152 235ZM157 236V235H156ZM169 236V235H168ZM173 236V235H171ZM199 236V235H198ZM208 236L209 233H208ZM207 236V237H208ZM227 236V234H226ZM241 236V235H240ZM251 236V235H250ZM160 237V235H159ZM158 237V239H159ZM163 238H165L164 236H162ZM170 237V236H169ZM192 237V235H191ZM195 237V236H194ZM202 237V236H201ZM236 237V236H235ZM235 237H233L235 239ZM244 237V236H243ZM242 237V240H245L243 239ZM36 238V237H35ZM139 238V237H138ZM157 238V237H156ZM198 239V237H195ZM230 238V237H229ZM245 238V237H244ZM248 238V236L246 237ZM144 239V238H143ZM154 239V238H153ZM157 239V241H158ZM166 239V238H165ZM169 239V238H168ZM173 239V238H172ZM175 239V238H174ZM193 239V237H192ZM204 239V238H203ZM207 239V238H206ZM212 239V238H211ZM216 239V237H215ZM255 238H253L252 240H254ZM155 240V239H154ZM167 240V239H166ZM177 240H181L180 239H177ZM176 240V241H177ZM202 240V239H201ZM200 240V241H201ZM205 240V239H204ZM214 240V239H213ZM237 240V239H236ZM248 240V239H247ZM247 240L246 242L244 243H247ZM162 242H164L163 240H161ZM170 241H171V238H170ZM187 241V240H186ZM203 241V240H202ZM239 241V240H238ZM161 242V243H162ZM175 242V241H174ZM192 242V241H191ZM203 242H207L206 241H203ZM214 242H218V241H214ZM226 242V241H225ZM146 243V242H145ZM184 243V242H183ZM187 243H189L187 241ZM210 243V242H208ZM215 243V244H216ZM219 243V242H218ZM231 243V241H230ZM251 243V242H250ZM254 243H257V242H254ZM192 244V243H190ZM239 244V243H237ZM243 244V242H242ZM241 244V245H242ZM109 245V244H108ZM115 245V244H114ZM167 245H170V244H167ZM186 245V244H185ZM195 245V244H193ZM211 245V244H209ZM208 245V246H209ZM240 245V244H239ZM238 245V246H239ZM246 245V244H244ZM262 245V244H261ZM153 246V245H152ZM158 246V245H157ZM163 246V245H162ZM161 246V247H162ZM192 246V245H191ZM212 246V245H211ZM210 246V247H211ZM219 246V245H218ZM223 246V245H222ZM231 246H234V244H232ZM256 246V245H255ZM263 246V245H262ZM159 247V246H158ZM166 247V245H165ZM200 247V246H199ZM230 247V246H229ZM240 247V246H239ZM245 247V246H244ZM244 247H240L241 249H245L247 251L246 248ZM250 247V246H249ZM253 247V246H252ZM260 247V246H259ZM177 248V247H176ZM188 248V247H187ZM191 248V247H190ZM213 248V247H211ZM214 248H217V245L216 247ZM226 248V247H225ZM248 248V247H247ZM255 248V247H254ZM129 249V248H128ZM164 249V248H163ZM162 249V250H163ZM184 249V248H183ZM198 249V248H197ZM206 249V248H204ZM221 249H224V248H221ZM154 250V249H153ZM178 250V249H177ZM185 250V249H184ZM190 250V249H189ZM189 250H187V252H189ZM238 250H240L238 248ZM245 250H242V251H245ZM130 251V250H129ZM168 251V250H167ZM172 251V250H171ZM182 251V250H181ZM191 251V250H190ZM195 251V250H194ZM211 251V249H210ZM213 251V250H212ZM234 251V250H233ZM259 251V250H258ZM139 252V251H138ZM185 252V251H184ZM225 252V251H224ZM254 252V251H253ZM263 252V250H262ZM177 253H180V252H177ZM202 253V252H201ZM221 253V252H220ZM226 253V252H225ZM224 253V254H225ZM230 253V252H229ZM239 253V252H237ZM243 253V252H242ZM113 254V253H112ZM191 254V253H190ZM213 253H211V257ZM223 254V253H222ZM223 254V257H225ZM248 255V257L252 256L254 253H252V255L249 256L248 253H246ZM258 254V253H257ZM178 255V254H177ZM183 255V254H181ZM193 255V254H192ZM203 255V254H202ZM201 255V256H202ZM208 255V254H206ZM233 255V254H232ZM234 255H236L234 253ZM243 255V254H242ZM187 256V255H186ZM199 256V255H198ZM260 256V254H259ZM133 257V256H132ZM159 257V256H158ZM179 257V256H177ZM175 257V258H177ZM188 257V256H187ZM196 257V256H195ZM215 257V256H214ZM216 257H218L216 255ZM220 257V256H219ZM218 257V258H219ZM228 257V256H226ZM238 257H240L238 255ZM253 257V256H252ZM261 257V256H260ZM142 258V257H141ZM174 258V259H175ZM200 258V257H199ZM221 258V257H220ZM233 258H236L233 256ZM242 258V257H241ZM251 258V257H250ZM179 259V258H178ZM189 258H187L188 260ZM209 259V257H208ZM217 260V258H215ZM222 259V258H221ZM229 259V258H228ZM226 259V261L228 260ZM240 259V258H239ZM264 259V258H263ZM144 260V259H143ZM146 260V259H145ZM192 260H194V258H192ZM196 260V259H195ZM210 260V259H209ZM233 260V259H231ZM238 260V258H237ZM236 260V261H237ZM242 260V259H241ZM240 261V263H242ZM247 260H249V258H247ZM253 260V259H252ZM259 260V259H258ZM135 261V260H134ZM182 261V259L180 260ZM183 261H185V259H183ZM206 262V260H203ZM218 261V260H217ZM230 261V260H229ZM245 261V259H244ZM113 262V261H112ZM119 262V261H118ZM232 262V261H231ZM252 262V261H251ZM148 263V262H147ZM154 263V262H153ZM212 263V262H211ZM217 263V262H216ZM224 263V262H223ZM101 264V263H100ZM188 264V263H187ZM220 264V263H219ZM225 264V263H224ZM229 264V263H228ZM235 264V263H234ZM239 264V263H238ZM244 264H247L246 262ZM250 264V262H249ZM261 264V263H260Z\"/></svg>",
  "mask_w": 264,
  "mask_h": 264
}]
</instances>
